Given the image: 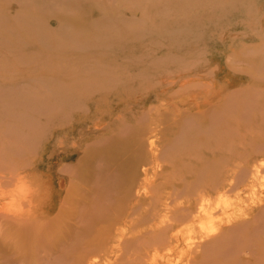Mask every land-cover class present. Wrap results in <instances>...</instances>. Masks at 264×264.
Segmentation results:
<instances>
[{
  "label": "rangeland",
  "instance_id": "374dc122",
  "mask_svg": "<svg viewBox=\"0 0 264 264\" xmlns=\"http://www.w3.org/2000/svg\"><path fill=\"white\" fill-rule=\"evenodd\" d=\"M0 174L36 220L0 223V264H129L157 212L178 239L151 264H264V0H0Z\"/></svg>",
  "mask_w": 264,
  "mask_h": 264
},
{
  "label": "bare ground",
  "instance_id": "6f19581e",
  "mask_svg": "<svg viewBox=\"0 0 264 264\" xmlns=\"http://www.w3.org/2000/svg\"><path fill=\"white\" fill-rule=\"evenodd\" d=\"M151 109V108H150ZM152 110V109H151ZM142 117V116H141ZM142 119V122H143V118H141ZM145 119H147V118H145ZM148 119H149V117H148ZM140 120V119H139ZM141 121V120H140ZM148 122V121H147ZM140 123V122H139ZM147 129V128H146ZM146 129H144V131L146 130ZM142 130H143V128H142ZM149 130V129H148ZM140 131V130H139ZM147 131V130H146ZM140 132H142V131H140ZM142 134H144L143 132H142ZM147 134H146V132H145V136H146ZM148 136V135H147ZM146 141V140H145ZM141 143V142H140ZM142 144H143V141H142ZM139 145V144H138ZM102 147V146H101ZM131 147V146H130ZM100 148V147H99ZM100 149H103V148H100ZM104 150V149H103ZM125 150V149H124ZM234 152V151H233ZM97 155V154H96ZM123 155V154H122ZM89 157V156H88ZM84 159V158H83ZM220 159V158H219ZM88 160V159H87ZM81 161V160H80ZM203 161V160H202ZM199 162V161H198ZM79 163H81V162H79ZM207 163V162H206ZM84 164V163H83ZM83 164H81L82 166H83ZM91 164V163H90ZM202 164V163H201ZM208 164V163H207ZM69 166V165H68ZM95 166H97V165H95ZM70 167H72V166H70ZM203 167H204V164H203ZM235 167V166H234ZM91 168V167H90ZM95 168V167H94ZM131 168V167H130ZM65 169H66V171H67V168L65 167ZM199 170H201L202 169V167L201 168H198ZM96 170V169H95ZM198 170V171H199ZM63 171V170H62ZM71 171H72V168H71ZM203 171V170H202ZM230 171V170H229ZM78 172H79V170H78ZM196 172V171H195ZM203 172H205V171H203ZM220 172V171H219ZM4 173V172H3ZM70 173V172H69ZM93 173V172H92ZM192 173H194V172H192ZM198 173H200V172H198ZM95 174V173H94ZM197 174V173H196ZM215 174H217L216 172H215ZM220 174V173H219ZM219 174H217V175H219ZM1 175V174H0ZM190 175H191V173H190ZM199 175V174H198ZM201 175H203V174H201ZM201 175H199V176H201ZM83 176V175H82ZM4 177V176H3ZM78 177V176H77ZM97 177H98V175H97ZM11 178V177H10ZM94 178V177H93ZM198 178V177H197ZM214 178V177H213ZM16 179V178H15ZM87 179H90V178H87ZM201 179V178H200ZM8 180V179H7ZM76 180V182H78L77 181V179H75ZM86 180V179H85ZM96 180V178L94 179V181ZM185 180V179H184ZM183 180V181H184ZM82 181V180H81ZM81 181H79L80 183H81ZM88 180H86V182H87ZM108 181V180H107ZM193 181H196V180H193ZM192 181V182H193ZM201 181V180H200ZM200 181H198L199 183H200ZM72 182V181H71ZM73 182H74V180H73ZM76 182H75V185H76ZM83 182H85V181H83ZM90 184L92 183V186L94 187V185L96 184H94L93 185V182H90V180L88 181ZM88 182H87V184H88ZM96 182V181H95ZM216 182V181H215ZM108 183H111V182H108ZM183 183H185V182H183ZM196 183V182H195ZM198 183V186L200 185ZM213 183V182H212ZM12 184V183H11ZM70 185H71V183H70ZM78 185V184H77ZM83 185H84V183H83ZM86 185V184H85ZM84 185V186H85ZM100 185V184H99ZM185 185H186V183H185ZM193 185H194V183H193ZM64 186V185H63ZM86 186H88L89 187V185H86ZM92 186H90V187H92ZM98 186V185H97ZM96 186V187H97ZM184 186V185H183ZM197 186V187H198ZM80 187V186H79ZM78 187V188H79ZM89 187V188H90ZM186 187V186H185ZM218 187V183H217V186H216V188ZM85 188V187H84ZM98 188H100V187H98ZM207 188V186H205V185H203V184H201L200 186H199V188H197V192H204V190ZM176 189V188H175ZM210 189H212V188H210ZM84 191V193H85V190H83V189H81V187H80V190H79V193H81L82 191ZM87 190V189H86ZM100 190V189H99ZM99 190H97V191H99ZM102 190H104V189H102ZM183 189H178V191H176L179 195H183V194H185L186 195V197L187 196H191V194H193V193H190V192H186V191H184V192H180V191H182ZM75 191H77V189L75 190ZM74 191V192H75ZM128 196H127V198H129L130 196H132L133 194H134V190H133V188L132 187H130L129 189H128ZM202 192V193H203ZM66 193H67V195H66ZM66 193H64L65 194V196H69L68 195V192H66ZM77 193L78 192H76V195H77ZM79 193H78V195H79ZM88 193V192H87ZM92 193V192H91ZM115 193V192H114ZM175 193V192H174ZM82 194V193H81ZM80 194V195H81ZM89 194V193H88ZM98 194H99V192H98ZM97 194V195H98ZM79 195V196H80ZM84 195V194H83ZM96 195V194H95ZM110 195H111V193H110ZM140 195H141V193H140ZM170 195H172V196H174L173 195V192H170ZM177 195V194H176ZM72 196V195H71ZM105 196V195H104ZM108 195H106V197H107ZM99 197V196H98ZM138 197H140V199H141V197L142 196H139L138 195ZM92 198H93V196H92ZM96 198V197H95ZM94 198V199H95ZM125 198H126V194H125ZM127 198L125 199V201H123V200H121V204H120V207H125L126 206V203H127ZM170 198V196L168 197V199ZM190 198V197H189ZM66 199V198H65ZM69 199V198H68ZM70 199H72V198H70ZM84 199H86V198H84ZM109 199V198H108ZM111 199V198H110ZM64 200V199H63ZM74 200V199H73ZM27 201V200H26ZM105 201H107V200H105ZM188 201V200H187ZM29 202V201H28ZM65 202V201H64ZM76 202V201H75ZM81 202V203H80ZM104 202V201H103ZM110 202H112V201H110ZM70 203V202H69ZM77 204H81L82 206L83 205H85L86 206V204H83L84 202L83 201H79V202H76ZM95 203H96V201H95ZM105 203V202H104ZM109 202H107V204H108ZM169 203V202H168ZM23 204H25V203H23ZM76 204V205H77ZM79 204V205H80ZM110 204V203H109ZM2 205H5V204H2ZM26 205V204H25ZM68 205V204H67ZM74 205H75V203H74ZM74 205H72V206H74ZM75 205V206H76ZM89 205V204H88ZM87 205V206H88ZM24 206V205H23ZM28 206V205H27ZM65 206L66 205H64V207H63V209L65 208ZM93 206V205H92ZM98 206V205H97ZM101 206V205H100ZM1 207V206H0ZM4 207V206H3ZM140 207H142L139 203H136V204H134V205H132V206H130V209H128V210H125L123 213H120L119 215H120V217H116L115 218V220L117 221L116 223H127V222H135V221H137L138 222V225H140V224H142V222H143V219L144 218H142L141 217V215L139 214V209L141 210V208ZM154 207V206H153ZM77 208H78V206H77ZM84 209H85V207H83ZM83 208H80V211H82L81 209H83ZM88 208V207H87ZM93 208H95V207H93ZM92 208V209H93ZM101 208V207H100ZM170 208V207H169ZM9 209V208H8ZM59 209V208H58ZM66 209H67V207H66ZM66 209H64L65 211H66ZM73 209H76V208H74L73 207ZM193 209H194V207L192 206V204H189V205H181V204H179V208L177 209V210H179V212H182L181 213V215L179 216V215H177L178 217H175V216H173V219L174 220H178L179 222H184L186 219H184V216L185 217H188L189 215V213L190 212H192L193 211ZM60 211L62 210L61 208L59 209ZM76 210H78V209H76ZM76 210L74 211V212H76ZM88 210V209H87ZM87 210H86V213H89V210H88V212H87ZM105 210H106V208H105ZM97 210L95 209V212H96ZM100 211V210H99ZM98 211V212H99ZM151 211V210H150ZM174 211V210H173ZM93 212V211H92ZM104 212V211H103ZM108 212V211H107ZM126 212V213H125ZM177 212V211H176ZM67 213H70V212H68L67 211ZM110 213V212H109ZM112 213V212H111ZM111 213H110V215H111ZM149 213V212H148ZM178 213V212H177ZM176 213V214H177ZM71 214H73V213H71ZM76 214L77 213H75V216H72V217H75L76 218ZM92 214V213H91ZM98 214V213H97ZM100 214V213H99ZM139 214V215H138ZM157 214H158V216H157ZM60 215H61V212H60ZM79 215H81V214H79ZM78 215V216H79ZM109 215V214H108ZM107 215V216H108ZM114 215V214H113ZM150 215H152V213H150ZM184 215V216H183ZM83 216H85V215H83ZM87 216H90V217H88L89 218V220H90V218H91V215L90 214H88ZM86 216V217H87ZM159 216H160V213L159 212H157V213H155V216H154V220H155V223H154V221H153V219H152V221H153V224L151 223V226L150 227H152V229H150L147 233H141V234H139V235H137V236H135V237H130V238H125V239H123L122 241L123 242H121L119 245V248L120 247H125L126 249V251H127V248L130 246L131 247V245L132 244H139L138 245V247H139V249L136 251V253H137V255L134 257V258H132L131 257V259H130V262H129V264H151V262H150V256H151V254H152V252L154 253V251H155V253H157L158 251H162L163 249H166L167 247H171V244L176 240L177 241V239H178V235L177 234H174V233H172V232H170V230L172 229V225L173 224H171L170 222H168V223H166V220H163V219H161V218H159ZM56 217V216H55ZM67 217V216H66ZM101 217H102V215H101ZM112 216H110V218H111ZM147 217V216H146ZM175 217V218H174ZM79 219H80V216L78 217ZM81 218H82V216H81ZM104 218V217H103ZM148 218V217H147ZM152 218V217H151ZM170 218H172V217H170ZM169 218V219H170ZM86 219V218H85ZM105 219H107V218H104V220ZM112 219V218H111ZM258 218H256V220H257ZM71 220V219H70ZM81 221H82V219H80ZM89 220L88 221H84V223L85 224H87L86 222H89ZM110 220V219H109ZM36 221V220H35ZM34 221V216H31L30 214L28 215H25V214H20V213H12V212H7V211H0V223H1V225L2 224H7V225H11L9 228H14L15 226H18V225H23V226H25V227H27V226H29V225H31L30 223H32V222H35ZM108 221V220H107ZM102 222V221H101ZM106 222V221H105ZM145 222V221H144ZM143 222V223H144ZM38 225H41V224H44V222H36ZM46 223V222H45ZM77 223V222H76ZM91 223H92V221H91ZM90 223V224H91ZM85 224H84V226H85ZM60 225V224H59ZM67 225V227H68V225L69 224H66ZM94 225V224H93ZM93 225H92V227H93ZM61 226V225H60ZM1 227V226H0ZM35 227H37V226H35ZM57 227V226H56ZM71 227H73L72 225H71ZM70 227V232H71V230H72V228ZM92 227L90 228V230L88 229V227H87V229L91 232L92 231ZM11 228V229H12ZM47 228V227H46ZM81 228V227H80ZM9 230V233L11 232V231H13V230ZM16 228H14V230H15ZM27 229V228H26ZM243 229H245V227L243 226ZM6 230H8L7 228H5V227H3V228H0V234L2 235V238H3V235H4V238L6 237ZM78 230V229H77ZM81 230V229H80ZM2 231H4V233L2 232ZM24 231V230H23ZM63 231V230H62ZM64 231H66V229L64 230ZM52 231H50V233H51ZM82 232H84V231H82ZM89 232V233H90ZM241 232V231H240ZM8 233V232H7ZM8 233V234H9ZM53 233V232H52ZM65 233V232H64ZM86 233V232H85ZM6 234V235H5ZM23 234H25V232H23ZM21 232H19V233H15V234H9L8 236H10L11 238H13L14 239V237H15V239L17 238V237H19V238H17V241L18 240H21L20 238L21 237H24L25 235H23ZM66 234V233H65ZM70 234V233H69ZM254 234V233H253ZM23 235V236H22ZM42 235V237L41 238H43V234H41ZM51 235H53V234H51ZM73 235V234H72ZM80 235V234H79ZM85 235H87V234H85ZM89 235V234H88ZM99 235V234H98ZM251 235V234H250ZM57 236V235H56ZM90 236H91V233H90ZM60 237V236H59ZM58 237V238H59ZM66 237H68V238H70L69 236H67L66 235ZM76 237V236H75ZM79 237V236H78ZM77 237V239H79ZM86 237V236H85ZM0 238H1V236H0ZM3 238V239H4ZM9 238V237H8ZM41 238H40V240H41ZM53 238H55L54 239V241L56 240V238L57 237H53ZM80 238H82V237H80ZM2 239V240H3ZM71 240H73L72 238H70ZM69 239V240H70ZM74 239H76V238H74ZM95 238H93V239H91V240H88V241H86V242H88V244H91V243H93V240H94ZM35 240H39L38 239V237H37V239H35ZM39 240V241H40ZM53 240V239H52ZM80 240V239H79ZM4 241V240H3ZM14 241V240H13ZM61 241V240H60ZM81 241V240H80ZM140 241H141V243H140ZM2 242V241H1ZM21 242V241H20ZM43 242V239L41 240V243ZM53 242V241H52ZM59 242V241H58ZM69 242V241H68ZM73 242H77V240H75V241H73ZM81 242H84V241H81ZM248 242V241H247ZM4 243V242H3ZM6 243H7V241H6ZM16 243V242H15ZM250 243V242H249ZM2 244V243H1ZM17 244V243H16ZM25 244H27V243H25ZM63 244V243H62ZM62 244H60V243H58V246L59 245H61L62 246ZM64 244H65V242H64ZM76 244V243H75ZM81 244V243H80ZM83 244V243H82ZM82 244H81V246H82ZM7 246L8 245H10L9 243L8 244H6ZM18 245H20V244H18ZM17 245V246H18ZM23 245V244H22ZM70 245V244H69ZM69 245H67V246H69ZM26 246V245H25ZM27 246H29V244H27ZM45 246V248L47 247L46 245H44ZM53 246V245H52ZM60 246V248H62ZM67 246H64L65 247V249H66V247ZM101 246V245H100ZM2 247H3V245H2ZM30 247V246H29ZM35 247H37L36 245H35ZM101 247H103V246H101ZM3 248H5V247H3ZM3 248H1V246H0V249H1V252L4 250ZM8 248V247H7ZM6 248V250H8ZM45 248H42L41 249V251L43 250V249H45ZM50 247H48V252H51V251H53V250H51L50 251V249H53L52 247L49 249ZM58 248V247H57ZM68 248V247H67ZM82 249H84V247L82 246L81 247ZM94 248H96V247H94ZM13 249H15V247H13ZM13 249H12V251H13ZM20 249H22V248H20ZM24 249V248H23ZM34 249V248H33ZM63 249V248H62ZM62 249L61 250H58L60 253H56L55 255H57V254H62V255H64L63 253H62ZM70 249V248H69ZM135 249V248H134ZM133 249V250H134ZM5 250V251H6ZM26 250H27V248H26ZM67 250V249H66ZM72 250V249H71ZM74 250H75V248H74ZM90 250V249H89ZM94 250L96 251V249H92L91 248V252L93 251V253H94ZM169 250V249H168ZM2 252L3 253V255H4V257H6L5 256V253H7V251L6 252ZM11 251V250H10ZM11 251V252H12ZM18 251H20V250H18ZM24 251V250H23ZM28 251H29V249H28ZM31 251V250H30ZM44 251V250H43ZM68 251H70V250H68ZM0 252V253H1ZM9 252V251H8ZM11 252H9V253H11ZM25 252V251H24ZM36 252V251H35ZM38 252H40L39 250H38ZM57 252V251H56ZM64 252V251H63ZM75 252V251H74ZM90 252V251H89ZM90 252V253H91ZM1 253V254H2ZM13 253H15L14 251H13ZM13 253H11V255L13 256ZM26 253V252H25ZM43 253H45V252H43ZM55 253V252H54ZM72 252H70V253H65V256H66V254H68V256L71 254ZM83 253V252H82ZM86 253V252H85ZM89 253V255H92V254H90ZM132 253V252H131ZM30 254V253H29ZM29 254H28V256H29ZM39 255H40V253H38ZM46 254V253H45ZM51 254V253H50ZM77 254V253H76ZM84 254V253H83ZM7 255H9L8 253H7ZM23 255V254H22ZM25 255H27V254H24V256ZM37 255V254H36ZM35 255V256H36ZM46 255H48V254H46ZM54 255V254H53ZM152 255H156V254H152ZM23 256V257H24ZM41 256H43V255H40V257ZM49 256V255H48ZM64 256V257H65ZM88 256V255H87ZM87 256H84V257H82L81 258V260H85V258H87ZM130 256V255H129ZM0 257H2V255H0ZM26 258H27V256H25ZM63 257V256H62ZM63 257V258H64ZM126 257V252L124 253V257H122V258H125ZM128 257V256H127ZM155 257V256H154ZM3 258V257H2ZM49 258V260H50V258L51 257H48ZM67 258V257H66ZM75 258V257H74ZM121 258V257H120ZM129 258V257H128ZM1 259V258H0ZM36 259H39V257L38 258H36ZM41 259V258H40ZM39 259V260H40ZM52 259V258H51ZM60 259H62V258H60ZM73 259V258H72ZM169 259V258H168ZM26 260V259H25ZM46 260V259H45ZM45 260H42V261H45ZM48 260V259H47ZM77 260H79V259H77ZM76 260V261H77ZM1 261V260H0ZM52 261V260H51ZM50 261V262H51ZM53 261H55V259H53ZM59 260H57V262H58ZM61 261V260H60ZM64 261V260H63ZM67 261V260H66ZM66 261H64V262H66ZM208 261V260H207ZM50 262H48V263H50ZM67 262H70L69 260L67 261ZM71 262H72V260H71ZM70 262V263H71ZM29 263V262H28ZM35 263V262H34ZM41 263V262H40ZM59 263V262H58ZM70 263H68V264H70ZM79 263H81V262H78V264ZM199 263H200V261H199ZM203 263V261L201 260V264ZM205 263H207V262H205ZM36 264V263H35ZM43 264V263H42ZM50 264H52V262L50 263ZM55 264V263H54ZM63 264H66V263H63ZM74 264V263H73ZM76 264V263H75ZM194 264V263H193Z\"/></svg>",
  "mask_w": 264,
  "mask_h": 264
}]
</instances>
